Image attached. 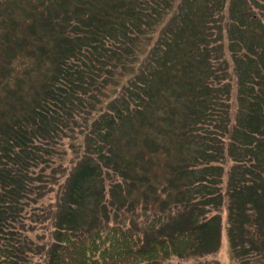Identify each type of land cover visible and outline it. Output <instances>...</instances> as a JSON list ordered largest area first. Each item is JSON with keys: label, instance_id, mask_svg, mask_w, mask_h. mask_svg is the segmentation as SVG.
<instances>
[{"label": "trees", "instance_id": "trees-1", "mask_svg": "<svg viewBox=\"0 0 264 264\" xmlns=\"http://www.w3.org/2000/svg\"><path fill=\"white\" fill-rule=\"evenodd\" d=\"M25 1L34 6L27 38L6 34L2 66L14 74V60L35 44L42 70L30 101L0 125V264H23L18 202L45 192L48 181L37 175L47 164L61 167L66 149L75 164L91 154L86 147L103 156L102 146L114 148L135 122L145 129L155 121L172 131L173 147L195 153L188 164L231 160L223 171L238 217L233 256L264 264V0ZM99 163L69 176L70 201ZM33 181L40 189H30ZM204 210L195 206L184 229L145 242L123 221L82 233L59 221L46 264H182L207 242ZM165 218L155 212L149 226Z\"/></svg>", "mask_w": 264, "mask_h": 264}, {"label": "rangeland", "instance_id": "rangeland-1", "mask_svg": "<svg viewBox=\"0 0 264 264\" xmlns=\"http://www.w3.org/2000/svg\"><path fill=\"white\" fill-rule=\"evenodd\" d=\"M33 7H27L25 0H1L0 125L4 119L15 117L20 112L21 102L30 101L33 87L39 81L42 66L36 60L38 50L35 44L30 47L33 48L31 55L14 60L19 67L17 72L9 74L2 66L4 49L11 39L24 35L27 38L25 31L31 19V15L27 17V11L31 13ZM8 33L11 37L7 43ZM4 69L8 70L6 66ZM8 85L11 92L12 88L16 90L15 96L7 94ZM135 123L131 134L114 148L108 150L102 146L103 153L111 154L112 151L111 155L98 154L101 149L98 146L95 150L86 147L85 150L91 154L75 164L74 151L66 149L61 167H55L59 163L55 161L43 170L40 168L38 179L41 177L48 181L45 192L36 193L34 198L32 195L30 201L19 199L18 202L19 225L25 224L26 227L22 245L23 264H46L59 221L73 225L76 233H82L96 222L123 221L145 242L154 235L166 236L184 229L189 211L198 205H204L203 221L210 223L206 230V236H209L205 245L182 264H236L230 230L238 217L228 203L231 182L227 183V174L223 171L232 164L231 160L225 158L221 161L217 157L199 161L196 165L188 164L186 158L192 159L195 153L187 146L173 147V133L166 128L165 122L161 123V128L156 121L153 125L146 122L145 129L138 128ZM197 142L200 148V142ZM99 161L96 175L83 181L78 197L70 201L67 192L69 176H73L83 162L97 164ZM30 180L35 181L36 178ZM34 181L30 189H40L39 182ZM68 210H71V215ZM155 212H164L166 218L153 230L149 224Z\"/></svg>", "mask_w": 264, "mask_h": 264}]
</instances>
